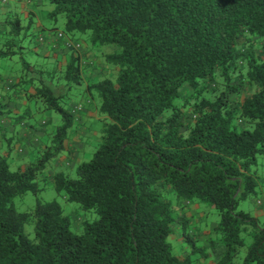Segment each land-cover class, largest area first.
Wrapping results in <instances>:
<instances>
[{"label": "trees", "instance_id": "trees-1", "mask_svg": "<svg viewBox=\"0 0 264 264\" xmlns=\"http://www.w3.org/2000/svg\"><path fill=\"white\" fill-rule=\"evenodd\" d=\"M4 6L0 116L46 136L36 161L12 171L24 141L0 125V264H264V225L238 210L264 186V0H41L25 13ZM38 28L80 48L60 45L66 60L43 58L51 69L32 63L25 50L37 45ZM84 47L112 77L84 79ZM88 98L103 140L77 178L54 177L56 190L89 214L77 233L63 207L38 194ZM3 101L23 107L6 112ZM28 192L35 208L18 211L14 199ZM258 207L264 216V202ZM31 222L34 238L25 233Z\"/></svg>", "mask_w": 264, "mask_h": 264}, {"label": "rangeland", "instance_id": "rangeland-1", "mask_svg": "<svg viewBox=\"0 0 264 264\" xmlns=\"http://www.w3.org/2000/svg\"><path fill=\"white\" fill-rule=\"evenodd\" d=\"M47 8H50L49 6ZM44 10H42L43 12ZM46 10L42 13L45 17L43 19V23H45V26H47L49 29H51L54 26V21L50 18H46ZM24 13V12H23ZM63 22H60L58 24V28L60 31L63 29ZM51 33L52 31L49 30ZM57 32H54V36L57 37ZM29 51V52H28ZM26 54L25 57L29 58V61L35 64H43L44 67H47L49 69L52 68L53 62L52 61H45L44 57H37L34 53V49L29 47V49L25 50ZM17 59V58H16ZM16 59L14 61H16ZM18 60V59H17ZM52 120L55 124H61L62 119L61 116L58 113H52ZM77 126V123L74 127ZM86 128L89 129L88 134L85 135L83 138V141L80 142L81 145H84L83 148H79L76 144L73 146L75 149V157L71 158L69 157L68 151H65L62 153V156L58 159L63 158L64 156L68 157L69 160H71V163L73 164V167L71 166V163L68 161L61 160L62 163L57 166L56 160H51L47 163V169L42 177V181L40 184L41 191L38 194V197L44 201H57L64 209L65 214L70 216L74 222H73V229L77 233L81 232L82 228V219L89 216L87 212H85L77 203L68 201L65 197H63L62 194H60L55 187V180L54 177L58 173H64L68 175L71 179L77 178V167L84 163L89 162L94 157L100 143L103 140V132L105 128V124L103 120L99 121H87ZM74 129V128H73ZM72 129V130H73ZM38 149V147L34 148L30 146L29 148L24 147V143H21V145L16 146L14 148V152L12 153L11 159H10V169L12 171H16L19 167L25 166L28 163L35 162L36 161V155L33 154V151ZM83 149V150H82ZM26 153L25 156H19L17 152ZM39 156V155H38ZM258 173L260 178L262 179V182L264 183V154L258 156ZM263 186V185H262ZM258 191H261L264 193V186L260 187ZM258 197L250 196L238 204V210L249 212L252 216L258 217L260 219V222L262 225H264V216L260 215V209L258 207V203L264 202V194ZM37 203V196L33 194L32 192H28L24 194L23 196H18L14 199V206L18 211L26 212L31 211L35 208ZM209 221L212 222V218H218L216 212H212L209 214ZM79 219L81 222L77 221ZM77 221V222H76ZM76 223V224H75ZM34 223H28L25 226V233L29 235L30 238H34ZM178 244L175 246L177 247ZM178 248V247H177Z\"/></svg>", "mask_w": 264, "mask_h": 264}, {"label": "crops", "instance_id": "crops-1", "mask_svg": "<svg viewBox=\"0 0 264 264\" xmlns=\"http://www.w3.org/2000/svg\"><path fill=\"white\" fill-rule=\"evenodd\" d=\"M41 0H8L6 6L3 8V12H5L8 9L15 10L17 12H29L32 11L35 8V4H40ZM41 29L38 28L34 32H38L37 40L35 41L37 45L34 47V53L37 57H45V56H52V57H59L61 58L63 56V60H66V54H68L69 50L68 48H64V45L69 41V39L66 37L64 40L56 39V36H54L52 33H49V29H44L43 31H40ZM40 41V42H39ZM114 48H108V50H113ZM82 58V64L84 67L83 70V77L85 80L87 79H98L101 77H112V70L103 63L102 57L95 55L93 52H91L87 47H84L80 51H78ZM87 102L89 100L85 99ZM85 106L82 107V110L77 112L76 115V123L77 126L71 131V139L68 145V154L69 157L74 158L75 155V149L74 145L76 144L80 149L84 147V145H81L80 142L83 141V138L86 134H88L89 129L85 127L87 121H99L101 118L97 114V103L96 102H88L84 103ZM3 106L5 107L6 112H20L22 109V104L20 102H10L8 104H5L4 101L2 102ZM40 124H44V121L41 120ZM55 124V123H54ZM0 125L5 126L7 131L10 133H14L15 136L20 138L24 141V147L29 148L30 146L36 148L41 145L42 141L45 139V132L42 130H38L36 132H29L25 128H15L13 125L10 124V119L8 116H0ZM49 128V126H48ZM83 150V149H82ZM19 156H25L26 153L17 152ZM68 161V163H71V160L68 159V157L64 156L61 159L56 160V165L59 166L62 161ZM73 167V164L71 163V166Z\"/></svg>", "mask_w": 264, "mask_h": 264}, {"label": "built area", "instance_id": "built-area-1", "mask_svg": "<svg viewBox=\"0 0 264 264\" xmlns=\"http://www.w3.org/2000/svg\"><path fill=\"white\" fill-rule=\"evenodd\" d=\"M7 2H8V0H0V4H7ZM57 37H58V39H65V37H64V35H63V33L62 32H58L57 33ZM68 48L70 47H74V48H76V49H79L80 48V44H74V43H72V42H68Z\"/></svg>", "mask_w": 264, "mask_h": 264}]
</instances>
